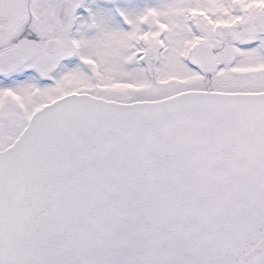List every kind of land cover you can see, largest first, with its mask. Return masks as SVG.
<instances>
[{"label": "snow or ice", "instance_id": "6c2138e0", "mask_svg": "<svg viewBox=\"0 0 264 264\" xmlns=\"http://www.w3.org/2000/svg\"><path fill=\"white\" fill-rule=\"evenodd\" d=\"M0 264H264V0H0Z\"/></svg>", "mask_w": 264, "mask_h": 264}]
</instances>
